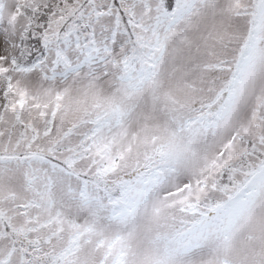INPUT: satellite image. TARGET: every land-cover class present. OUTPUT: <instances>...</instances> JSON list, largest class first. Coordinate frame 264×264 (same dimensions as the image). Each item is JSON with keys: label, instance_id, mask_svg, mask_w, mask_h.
I'll use <instances>...</instances> for the list:
<instances>
[{"label": "snow or ice", "instance_id": "obj_1", "mask_svg": "<svg viewBox=\"0 0 264 264\" xmlns=\"http://www.w3.org/2000/svg\"><path fill=\"white\" fill-rule=\"evenodd\" d=\"M0 264H264V0H0Z\"/></svg>", "mask_w": 264, "mask_h": 264}]
</instances>
